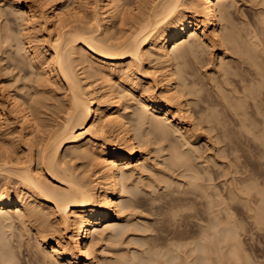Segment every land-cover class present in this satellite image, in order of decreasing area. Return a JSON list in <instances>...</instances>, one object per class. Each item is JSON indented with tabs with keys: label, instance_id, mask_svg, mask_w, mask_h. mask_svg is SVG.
I'll use <instances>...</instances> for the list:
<instances>
[{
	"label": "bare ground",
	"instance_id": "1",
	"mask_svg": "<svg viewBox=\"0 0 264 264\" xmlns=\"http://www.w3.org/2000/svg\"><path fill=\"white\" fill-rule=\"evenodd\" d=\"M1 1L11 11L0 7V53L9 52L13 68L34 70L35 79L31 93L0 89V264L24 262L20 250L32 241L14 238L16 228L43 245L30 264H96L98 241L121 233L115 224L136 206L119 199L127 179L150 169L148 146L159 142L169 168L185 179L163 176L164 187H183L146 198L148 209L161 200L171 210L166 219L164 206L152 204L165 221L152 213L158 236L150 242L158 241L148 248L146 237L145 246L138 240L139 254L121 253L110 264H251L233 210L245 200L264 222V197L255 175L237 164L239 135L231 140L252 131L264 145V48L235 28L234 1ZM202 44L218 50V62L200 84L185 64L200 58ZM185 207L194 212L175 222ZM190 217L202 220L197 231L181 228ZM148 226L139 225L141 233Z\"/></svg>",
	"mask_w": 264,
	"mask_h": 264
},
{
	"label": "rangeland",
	"instance_id": "2",
	"mask_svg": "<svg viewBox=\"0 0 264 264\" xmlns=\"http://www.w3.org/2000/svg\"><path fill=\"white\" fill-rule=\"evenodd\" d=\"M53 1L61 4V2L64 0H53ZM228 1H230V0H228ZM228 1H226V2H228ZM230 2L234 3V4L232 3V6H231V10L233 12L232 13V21L234 23L235 28L239 31L240 35H242L243 38H245L247 35L246 32L249 31L250 34L254 35L253 38L255 41H257L259 43V46L264 48V29H263L264 25L262 24L264 19L260 20V19H262L261 18L262 16L264 18V11H263L264 10V2H261V0L260 1L259 0H231ZM4 5H5L4 2L1 1L0 7H4L6 9V10L5 9L3 10V13L5 14L7 11L6 7H8V6L5 5L6 6L5 7ZM8 9H9V7H8ZM9 10L11 11V9H9ZM7 12H9V11H7ZM7 15H9L8 18L10 17V15H11V17L13 16L12 14H7ZM7 15H5V16H7ZM3 17H1L0 22H2L1 20ZM217 20L219 21V23H221L220 17ZM9 24H11L12 27H15V26L17 27V25L14 24L13 22H10ZM7 28H9V27H7ZM116 28H117V26H116ZM250 30H252V31H250ZM199 51L201 52L200 58L194 62H187L185 65L191 72V75H188V76L190 78L198 81L200 84H203V83L208 82V77H211L214 75V73L211 72V67H212L213 63L215 64L218 62V60H214L216 55H217L218 50L215 47L208 48L205 44H202L199 47ZM7 53L8 54H1L0 53V89L2 90L3 94H5L6 91L10 88H16L21 93L22 92L31 93L33 91V87H29V86L30 85L33 86V84H34L35 71L28 68V66L23 65V64L22 65L19 64L20 66H18L17 68H15V67L13 68V66L10 63L11 61L8 60L9 58H7L9 55V52H7ZM1 57H3L2 60H1ZM185 59H187V58H185ZM185 59L184 58L178 59V63L180 62V64H181L182 61H184ZM200 62L204 63V65L201 66L199 64ZM152 64H154V63H152ZM152 64H150V65H152ZM7 85H9V87ZM196 87H199V84H197ZM202 87L203 88L200 89L199 94L205 95L207 93V90H206L207 86L204 85ZM119 89L121 90L122 94L125 93V90H123L124 89L123 86H120ZM152 92L157 94V95H160V89L158 87L154 88L152 90ZM211 94H215V93L211 91ZM127 119H129V116H127ZM135 127H136V125L132 124V126H131L132 131H134ZM249 132L248 131H247V133L245 132L246 133L245 135H247V136L250 135V137L253 134L251 137L252 139H250V137L246 136V138H249V140H251L250 142L247 141L249 143L245 142L248 139L243 138L244 132L242 134L243 136L241 135L242 137H240V138H239V136H240L241 132H239L240 134H236L237 132L236 133L232 132L231 134L229 133L231 135V137L235 133L233 136V140H231V139L230 140H231V143H235L234 140H235V138H237L236 136L239 135L237 138L238 141L236 143V144H238V146L237 145L235 146L237 148L236 149L237 151L235 150V152H233L236 155H238L237 157L239 158V160H238L237 164H239V166H244L247 172H250L253 175H255L256 180H254V181H256L257 188L262 192V196L264 197V145H260L259 143H257L258 140L256 138H255L256 141L254 142L255 133L252 131H251V133H249ZM214 133H215V130L211 134H214ZM226 133H228V132H226ZM228 138H230V137H228ZM228 140H226V138H225L226 143ZM229 141H228V143H230ZM202 142L205 145H202ZM196 143L197 144L199 143L198 145L201 146L202 150L204 149L203 151H204V154L206 155L209 150H208V145L205 143V141L203 139L202 140L199 139ZM226 143H225V145H226ZM163 144H165V142H159V143L149 145L148 147L151 150L149 152H147V159L149 161L150 169L148 171H143L140 173L137 170H135L133 175H131L127 179L126 183H127V189L128 190L120 193L119 199L126 201V202H132V203L134 202V203H136V206H134V207L130 208V210L126 211V216H125V219L123 221L115 224L116 225L115 230L117 232L122 231L121 233L119 232L120 235L118 234V235H116L117 237L114 236V238H112V237L109 238V236H105L102 240L98 241V243L96 244V247H98V251H99L100 255H98V259H97L98 261L96 262V264H110L111 261L114 259V257H116L117 255H119L121 253H124V254L128 253L127 255H131L133 253L139 254V253H137V251L139 249H141L142 247L139 244L137 245V243H139V242L144 243V246H145V242H142L140 240L141 239L144 240L146 237V239L150 242V240H152L151 238L153 236H156L157 235L156 233H158L157 230H153V226H152L153 222H155L154 221L155 217H157L159 215V217H157V218L161 222L158 221V224L160 223L159 225H165V224H161L163 221V218H162V220H160L161 219L160 217L162 216V217L167 219L170 215L171 210L169 208H167V206L165 204L162 205L163 203H161V200H160V202L158 200L157 201L155 200L157 204L159 203L160 205L164 206L163 207L164 211L161 209L162 207H158V209L157 208H153V209H155L157 211H159V209H160V211L162 210L163 212L162 211H161L162 213L160 211L159 212L161 214H163V213L164 214L161 215L158 212L159 214L157 215V211L154 210L156 213L155 214L154 212H152L156 215L154 217V215L151 213V211L153 210L152 209L153 205L156 204L155 201L153 200L154 202H151L152 207H151V209L150 208L148 209L149 205L147 206L145 204V200L147 197H152L154 194H158V196H159V194H165L166 191L169 193L171 191V189L174 190V188L181 191V187H183V186H181V184H175V182H174V185H177V186H174L173 184H171L172 186L169 185L170 188L169 187L165 188L164 187L165 184L163 185V181H162L163 176L167 175L166 177H168V176H169V178L172 177V180L174 179V181L180 180L179 182H181V183H183L185 181V179L180 178V176H179L180 170L179 169L176 168V170H175V169L171 168L172 169L171 170L169 168L172 166L168 165V163H167L168 161L165 159L166 151H159L158 150L159 145H163ZM194 161L196 162L197 160L194 159ZM196 164H198V161L196 162ZM128 167L129 166H125V168H128ZM241 168H243V167H241ZM215 170L221 171L220 169H217V167L215 168ZM201 174H203V173H201ZM202 176L205 177V175H202ZM216 181H218V183H219L218 179H216ZM149 183H153L155 187L152 188ZM220 184H221V182H220ZM148 191L149 192L152 191V192L148 193ZM152 193H153V195H152ZM252 193H254V190L252 191ZM127 200H129V201H127ZM147 200L148 201H146V203L147 202L150 203L149 199H147ZM243 201H244V205L245 204L247 205V203H245V200H242L241 203H240V201H238L239 206L238 205H236V206H238L239 208L235 207V209L233 210V211H235V212H233L234 213L233 215H234V217L237 218V221L239 222V224L241 226L238 233H239V236H240V238L242 240V244H243L241 249L242 248L245 249V251L243 249L244 252L241 250V253L243 252L244 255L247 253V256L249 257L248 259H250V261H252L251 264H264V222H256L254 220V218L252 217L253 211L250 210L249 208H247L246 205L245 206L241 205V204H243ZM160 205H157V206H160ZM157 206L154 205V207H157ZM189 206H193V205L190 204ZM187 207H185L186 209L184 208L180 211H177L179 214H176V218L173 219V220H175V222H177L176 219L181 218V216H178V215L186 213V212H194L195 208L193 209V208L189 207L187 209ZM193 207H196V206H193ZM173 211H175V210H173ZM155 220H157V219H155ZM186 220H187V221H185L186 223H184V222L182 223L181 228L183 230H187V231H197L198 224L200 222L202 223V220L197 219V218H191L190 217L189 220H188V218ZM149 221H151V222L153 221V222L151 223ZM148 222L151 223L150 224L151 226L149 225ZM163 223H165V221H163ZM143 224H145L147 226L149 225L151 228L149 230H147L146 229L147 227L146 228L144 227L146 230H144V229L143 230L146 232L141 233V229H140L141 227H139V225H141L143 228ZM155 224H154L155 226H159L157 223H155ZM169 225H171V224H169ZM149 226H148V228H149ZM155 226H154V229H155ZM137 227H139V229H137ZM13 230H15V229H13ZM22 231L23 230H19L18 228H16V233L12 234V236L14 238H16L17 236H19V237L22 236L20 238H23V236H24V238H23L24 240H25V238H27V239L29 238V240H30L29 243L31 241L32 242L30 243L31 245L28 243L29 247H30V248H28V246H27L28 240L24 241L22 239V241H24V244L26 243V245H24L23 243H20V245H21L20 248L22 249V247L24 245L27 249H25V247H23L25 252L23 249L22 250L19 249L20 253H21L19 255V257L25 255L24 256L25 260H24V258L22 260V258L20 257L21 259L19 258L18 261H20V262L24 261L23 264H25V262H26V264H30L29 262H31V261L36 262V261H34L36 259L35 256L37 255L36 250L38 247L42 248L43 245L38 243L37 239H36L37 241L35 239H33L34 235H33V233H31L32 234V236H31L29 234L30 231L29 232L26 231V233L28 232L27 235L25 234L26 237H25V235H21V234L25 233L24 231L22 233ZM142 234L144 235V238H143ZM148 234H150V235H148ZM161 234H164V233H161ZM90 235L86 239L88 243L91 240H93L92 239L93 236L92 235L90 236ZM145 235H148V237ZM28 236H30L31 238ZM19 237H17V238H19ZM138 240H139V242H137ZM20 241H21V239H20ZM33 241L37 242L38 245H37V243L35 245V243H33ZM157 241L158 240H156V242ZM147 242H146V244H147ZM151 242H150V245L147 246L148 248L151 247ZM156 242L153 241L152 243H156ZM34 245H35L36 249L33 247ZM240 245H241V243H240ZM138 246H140V247H138ZM31 248H33V250ZM136 249H138V250H136ZM152 249L158 250V247L155 246ZM27 250H29V251L27 252ZM22 254H24V255H22ZM31 254H34L35 259L33 257H31L32 256ZM242 254H240V256H243ZM28 257L31 258L30 261L26 260V259H29ZM245 258H246V256L242 257L244 263H246V261H244ZM230 260L231 259H229V262H230ZM238 262H237V264H238ZM232 263L235 264L236 261L234 262V259H233ZM241 263H242V261H241ZM241 263H239V264H241ZM48 264H51V263H48ZM227 264H229V263H227Z\"/></svg>",
	"mask_w": 264,
	"mask_h": 264
}]
</instances>
